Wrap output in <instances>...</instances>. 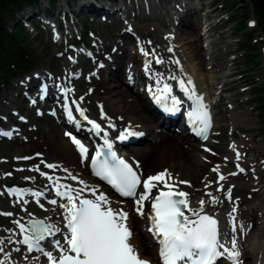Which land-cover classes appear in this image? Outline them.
<instances>
[{
  "label": "bare ground",
  "instance_id": "bare-ground-1",
  "mask_svg": "<svg viewBox=\"0 0 264 264\" xmlns=\"http://www.w3.org/2000/svg\"><path fill=\"white\" fill-rule=\"evenodd\" d=\"M61 1L67 4L65 0ZM103 1L77 0L73 6L75 10V5L78 7V15L105 16L114 24V30L122 27V33L121 30L117 31L109 39L93 37V46L96 49L93 52L96 58L94 61L92 60L94 58L90 57L91 51L85 50L83 54L81 48L68 49L59 57L46 60L41 71L18 81L15 84V93L4 95L0 100V113L3 115L0 122H3L5 127L0 131V142L4 137H11L10 139L20 137V141L24 142L31 134L40 135L43 130L49 136L57 129L56 126L60 125L67 129L68 133L71 132L69 135H62L63 139L68 141L71 137L88 150L87 158H82L74 144L73 154L60 151L66 160L52 157L50 145H47L45 150L38 151L42 154L41 158L32 156L29 161L17 160L12 156H0V189L3 192L0 191V212L12 213L11 216H0V239L5 242L0 247H4V253H11L12 264H47L46 257L41 253H28L21 244L10 243L9 240L22 239L19 228L13 221L26 224L32 217L37 219L50 217L48 223L58 226L65 233L61 214L63 209L58 205L66 201L59 200L55 195V184L58 183L75 190L84 188L83 198L94 199L88 193L90 188L98 189L97 194L103 192L109 200L110 207L128 213L127 223L133 233L130 243L138 250L140 257L150 264H157L156 248L147 233V224L150 223L147 208H144V215H140L135 207L137 198L129 204L92 177L91 157L95 155L94 147L100 144L99 141L77 137L78 134L70 131L62 122L61 116L52 108L42 109L38 106L36 98L42 93L36 89L38 79L37 83L44 80L54 93L51 97L54 104L60 100L58 97L60 91L67 92L71 99L77 100L84 117L87 118L83 126L96 131L89 121L98 122L110 134L108 137L110 142L119 144L121 134L124 133L127 137L128 130L135 136L141 132L145 133L144 139L138 144L145 149L130 146L128 151L122 153L124 159L137 171L141 169L139 166L147 161L165 163L167 167L165 171L173 178L169 183H173L176 190L189 194V208L199 210V202L201 200L206 202L204 213L218 219L222 226L221 243L228 248H231L233 236L230 219L232 216L235 217L237 230L234 235L241 253L239 257L241 264H246L247 260L248 264H264V161L257 164L259 155L264 152V140L259 141L251 134L254 129L253 123L249 119H244L242 112L235 113L233 102L238 100L240 93L232 97L224 94L228 84L225 78L230 74L224 73L223 67H218L217 64L203 66L201 60H209L211 54L203 53L205 46L199 43L202 34L197 33L195 39H189L191 33L197 32V29L188 19L197 13L201 4H197L195 0H184L183 4L180 3L181 0H171L174 4L172 3L169 9L174 10L176 20L174 25H170V17L163 15V10L158 7L155 0H127L126 4L119 0H105L111 2L109 6L105 3L107 10ZM57 2L59 3V0ZM68 8L70 9L69 6ZM120 10L124 12L118 13ZM35 12L36 9L27 11L30 18ZM211 13L212 11L209 12ZM76 25L75 22L67 28L66 33L74 30ZM222 25L219 20L208 29V34L212 35ZM182 26L185 28L179 31L178 27ZM42 30L48 36L53 33L47 23L42 25ZM223 38L226 36L223 35ZM217 44L215 39H212L208 47H216ZM199 56L200 61L196 59ZM157 60L161 62L157 63ZM230 84L232 85V82ZM165 87L169 90L168 94L175 93L178 99L183 100L182 103L192 104L191 118L195 126L190 134L187 135L186 131L181 134L180 129L172 130L175 122L170 123L171 129L159 127L155 122L154 111L150 110L146 96L148 93L163 92ZM25 90L31 92L32 102ZM18 99L30 107L32 121L7 110L6 103L11 105ZM133 101L137 104L136 108ZM201 104L205 106L204 109L208 110L210 116L211 136L205 143L195 140L198 139L197 132L202 125L197 119ZM21 110L26 113L28 107L23 105ZM129 110H133L136 115L144 114V118L138 122L134 114L130 115ZM239 124L243 125L244 130L251 136L238 139L234 129ZM109 125L113 128L111 129ZM16 135L19 137L12 138ZM98 137L106 136L99 134ZM222 154L226 157H221ZM205 158L207 161L203 163L202 160ZM221 158L222 163L212 164V161ZM48 164L57 167L54 169L45 167ZM230 166H233V169ZM207 169L212 170L213 175L202 177L204 170ZM70 175L76 179H71ZM220 176L225 179L220 180ZM48 177H51V180ZM81 181L83 183H80ZM6 183L15 185L13 190L22 191L24 193L22 199L15 195L7 197L4 193ZM24 184L26 185L21 187ZM159 188H163V185H159ZM228 189H231V199H228ZM158 190L153 189V195L158 194ZM28 192H41L45 200L40 198L38 204L37 198L28 195ZM208 193H211V196ZM213 197L218 203H212ZM49 199L57 200V204H49L47 202ZM151 199L152 197L144 204H148ZM233 208L236 209L235 212ZM29 213L32 216H29ZM185 214L191 216L188 210H185ZM141 223L144 226L140 227ZM53 238L62 242V235L59 233ZM43 244L45 251H51L54 256L59 255L50 241ZM16 247L21 251H12ZM4 253H0V259H3ZM225 260L222 258L217 264H229Z\"/></svg>",
  "mask_w": 264,
  "mask_h": 264
},
{
  "label": "snow or ice",
  "instance_id": "snow-or-ice-1",
  "mask_svg": "<svg viewBox=\"0 0 264 264\" xmlns=\"http://www.w3.org/2000/svg\"><path fill=\"white\" fill-rule=\"evenodd\" d=\"M144 54L147 55V53ZM156 62L160 63L161 61L157 60ZM168 91V88L165 87L163 93L157 96L156 100L159 102L167 99ZM204 108L205 106L201 104L197 115V119L204 125L200 130L201 134L209 126L208 113ZM77 110L80 111L79 108ZM80 114L83 116V111ZM89 123L96 131L100 130L99 125L95 122L89 121ZM126 134L134 135L130 131ZM125 138V134L122 133L120 139ZM73 143L76 144L82 158H87L88 150L75 139H73ZM106 148L107 152L103 159H101L100 150H97L96 154L91 157L94 174L111 185L119 195L137 197L136 210L140 215H144V202L152 197V211L149 216L151 225L148 230L159 245L161 264H217L222 258H226L229 264H241L239 260L241 253L234 235L237 230L234 216L230 219L233 236L231 248H228L220 241L222 233L219 230L217 219L204 213L206 203L204 200L199 202V210L189 208V194L176 190L175 185L169 183L173 178L167 171L142 180L125 159L116 155L112 150V144L107 141ZM237 158L239 159V154H237ZM45 167L54 169L57 166L48 164ZM34 170L38 171V169ZM213 171H217V169H213ZM70 178L76 179L71 175ZM48 179L51 180V177ZM223 179L225 177L220 176V180ZM141 184L143 192L138 194L137 188ZM161 184L163 188H159ZM153 189H159L158 194L153 195ZM83 191L84 188L75 190L68 185L55 184V195L66 201V203L58 205L60 209H63L61 214L63 226L67 229L66 233H63L58 226L48 223L50 217L47 219L32 217L27 224L13 221L19 228L22 239L19 241L9 240V242L23 245L28 253H41L46 257L47 264H150L149 261L140 257L138 250L130 243L133 233L128 227V213L110 207L107 196L103 192L97 194L98 189L96 188L89 189L90 195L94 199L83 198ZM227 192L228 199H231V189H228ZM10 194L15 195L18 199H22L24 195L19 190H11ZM27 194L36 197L38 204L40 197L44 195L41 192H28ZM208 195L211 196V193ZM48 203L56 205L57 200L49 199ZM212 203H218L216 198H212ZM40 206L43 207L42 204ZM185 210L191 212V216L186 215ZM235 211L236 209L233 208V212ZM11 215L12 213L0 212V216ZM29 216L32 214L29 213ZM192 216L196 218L192 219ZM58 233L63 236V243L58 239L50 240L56 252L59 253L58 256H54L51 251H45L42 245L43 242L49 241ZM4 243V240L0 239V245H4ZM12 251L20 252L21 249L16 247ZM0 253H4V247H0ZM35 259L38 260L39 257H35ZM0 264H12L11 253H4Z\"/></svg>",
  "mask_w": 264,
  "mask_h": 264
},
{
  "label": "rangeland",
  "instance_id": "rangeland-1",
  "mask_svg": "<svg viewBox=\"0 0 264 264\" xmlns=\"http://www.w3.org/2000/svg\"><path fill=\"white\" fill-rule=\"evenodd\" d=\"M57 1L58 0H56V2ZM65 1L70 4V10L74 9L73 6L76 3V0H65ZM158 1L160 2V4L163 5V6L159 5V7H161L163 11H166V15L169 16L172 13H174V10L169 9L171 5L174 4L173 2H172L173 4L171 3V0H158ZM195 1L197 4L199 5L201 4L203 6L202 7L203 9L206 8L208 4L212 3V6L215 10L212 11L210 16L214 18L213 21H215V23L217 20L218 21L221 20V23L226 22L225 25L222 26V28L219 27L217 31L211 35L212 38L215 39V42L218 43L217 46L212 47V50H210L208 44L206 43L207 46L203 50V53H206L207 55L211 54V58L209 60L207 59L201 60L199 56L196 59L198 61L201 60L204 67L208 65L217 64L218 67H223L224 73L230 74L225 78V81L228 83L226 86L227 88L226 90H228V92L224 91V94L227 97H232L234 94L240 93L238 100H236L235 102L232 101L233 105L235 106V113L242 112L243 118L249 119V121L253 123L254 129L251 131L252 132L251 134L256 136V139H258L259 141L264 140V44L260 39L261 36L260 31L257 29V26L254 25L255 22L252 19V17H248L249 18L248 28H246V30L244 31V22L242 21H243V15H246L247 8L245 5L241 4L239 0H195ZM56 4L57 5L64 4V2L59 0V3L57 2ZM46 6H48L47 0H37L35 6L22 8L11 19L8 20L7 27L9 28L10 31H13L15 29L18 30V28L16 27V22L19 16L24 20V18L28 14V13L26 14L28 10L36 9L37 12V10L43 9L44 11H47L48 8H46ZM166 8L168 9L166 10ZM213 8H210L209 11H211ZM57 10L58 9L56 8L55 10H53L52 13L55 15L57 13ZM72 14L74 18L77 20L76 21L77 25L75 26L74 30H70L68 33H66L67 22L65 21V19H63L62 15L59 18V20L65 25V29L63 30L64 39L62 42L59 41L58 43L52 42L51 39L42 30V25L44 23L39 22V17L40 16L41 18L44 17L43 12H40V15L38 14L32 17V20L37 22L39 25L38 29L36 31L32 29L30 30V27L28 26L22 33L25 43L29 48L32 56L31 71L26 73L25 75H21V76L18 75L15 80L10 82L9 84L3 85L2 91L0 92V100L4 95L11 93L14 94L15 86H16L15 84L18 81H21L23 78L30 77L32 74L41 71L44 68V64L46 60L50 59L51 57L57 58L66 50L72 48H81V49L83 48V54L85 50H90L94 52L96 49L93 46L94 44L93 37H97L99 39H109L110 36L114 33H117V31L121 30V33L123 32L122 27H119L114 30V24H112L110 20L109 21L104 20L102 16L93 17L91 15H78V13L77 15L74 13ZM93 14L95 13L93 12ZM191 16L188 20L190 23L193 24V27L197 29L198 32L199 26H201V22H202V19L200 20L202 15L198 12L196 14H192ZM83 24L87 25V28L84 30L83 36H81L80 29ZM173 24H174V20L170 19V25ZM183 28L185 27L183 26L182 28L178 27V30L180 31ZM197 32L191 33L190 35L191 37L189 36V39L192 38L195 39ZM246 32H252V35L255 38L251 46L250 43L252 41V38ZM223 35H225L226 38H223ZM79 37H82V39L80 40V44L78 41ZM55 40L57 41V38ZM243 40L245 41L244 46L242 45ZM84 43H86L89 46V48H84L83 47ZM199 43L202 44V41L200 40ZM255 55L257 56L256 61L259 63V65L250 69L252 67V64L249 60L252 61V59L254 58L253 56ZM234 70L237 71L236 75L231 74ZM238 75L240 76L242 75L240 80ZM232 80L233 82L231 85L230 83ZM36 82H38V79ZM239 103H242V105H238ZM6 106L9 112L15 110V103L10 105L7 102ZM136 107L137 104L135 103L134 108ZM129 113L131 116H133L134 114V117L137 118L136 120H138V122L144 118V114L142 115V113H138L136 115L133 112V110H129ZM26 115L27 117L31 118V113H29V116L28 113H26ZM2 118L3 115L0 113V121L2 120ZM29 121H32V119H29ZM1 124H2V128H4L3 122H1ZM56 128L59 130L55 129V131L51 133V135L49 136L46 133H44L43 130L40 135H36L35 133L31 134L28 137L27 141L25 140L24 142L20 141L19 138L15 140L8 139V141L3 140L0 142V156L3 155L10 157L12 156V158L14 157L27 158L34 155L35 153H39L38 151H42V149L45 150L47 145H50L52 147V153H50L52 157L66 160L65 155L61 154L60 151L67 153L70 152L73 154L74 146L69 141L62 138V135H64L66 132V131L64 132L65 129H62L60 126H56ZM60 129L62 131H60ZM234 133L238 137V139H241L242 137H246V136H251L250 133L244 130L243 125L240 124L237 125V127L234 129ZM135 148L145 149V147L141 145L140 146L138 145ZM250 155L252 156V153ZM221 157H226V155L222 154ZM220 160L222 161V158L219 160L216 159V161L214 162L212 161V164L217 165L218 163H222L220 162ZM204 161H207V158L202 160L203 163H205ZM263 161H264V152H261V154L258 157L257 164ZM140 168L144 172V175H150V174L155 175L158 173L165 172L167 167L166 164L161 161L151 160V161H147ZM230 168L233 169V166H230ZM212 175H213L212 170L207 169L204 170V175L202 177L206 178ZM198 184H196V187ZM25 185L26 184L21 185V187H24ZM9 186L13 187L15 185L9 184ZM0 191L1 193H3L1 189ZM248 262L249 260H247L246 264H248Z\"/></svg>",
  "mask_w": 264,
  "mask_h": 264
},
{
  "label": "trees",
  "instance_id": "trees-1",
  "mask_svg": "<svg viewBox=\"0 0 264 264\" xmlns=\"http://www.w3.org/2000/svg\"><path fill=\"white\" fill-rule=\"evenodd\" d=\"M37 0H0V92L4 84L12 82L17 75L31 69L32 56L22 36V29L10 32L8 20L26 4L36 3ZM54 1V0H52ZM246 6L243 15L244 28L248 17H254L258 28L264 35V0H239ZM248 18V19H247ZM249 35L252 38L251 33ZM252 68L258 66L255 57L251 61Z\"/></svg>",
  "mask_w": 264,
  "mask_h": 264
},
{
  "label": "water",
  "instance_id": "water-1",
  "mask_svg": "<svg viewBox=\"0 0 264 264\" xmlns=\"http://www.w3.org/2000/svg\"><path fill=\"white\" fill-rule=\"evenodd\" d=\"M29 221V220H28Z\"/></svg>",
  "mask_w": 264,
  "mask_h": 264
}]
</instances>
